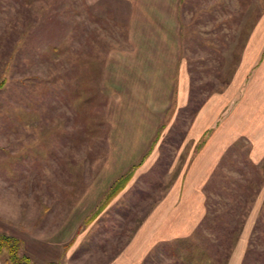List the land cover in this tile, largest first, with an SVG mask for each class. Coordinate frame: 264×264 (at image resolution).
<instances>
[{
    "label": "rangeland",
    "instance_id": "obj_1",
    "mask_svg": "<svg viewBox=\"0 0 264 264\" xmlns=\"http://www.w3.org/2000/svg\"><path fill=\"white\" fill-rule=\"evenodd\" d=\"M263 9L264 0H184L189 104L159 134L157 160L136 168L126 187L108 202L110 189L105 191L113 174L103 173L109 124L101 85L109 51L125 45V10L101 1L0 0V179L6 181L0 197H7L11 208H22L27 224L52 228L62 218L48 213L53 198L60 210L80 206L87 188L90 199L83 203L98 199L92 194H105L99 206L106 207L87 216L71 244L78 263H105L180 173L187 157L180 147L196 108L228 86ZM249 152L250 144L240 140L206 184V207L209 202L212 215L207 225L185 241L157 246L145 264H224L220 254L229 244L221 231L228 220L225 213L237 202L242 209L246 198V222L252 212L256 222L243 264H264V160L254 164ZM83 213L73 216L74 224ZM14 233L32 247L23 232Z\"/></svg>",
    "mask_w": 264,
    "mask_h": 264
},
{
    "label": "crops",
    "instance_id": "obj_2",
    "mask_svg": "<svg viewBox=\"0 0 264 264\" xmlns=\"http://www.w3.org/2000/svg\"><path fill=\"white\" fill-rule=\"evenodd\" d=\"M95 1L115 9L119 7L126 13L125 45L109 51L102 75L109 124L103 173L113 174L107 193L132 168L157 160V138L164 127L175 121L180 110L188 106L191 83L183 57L184 0H87V3ZM172 127L171 124L169 128ZM240 140L250 144V160L256 165L262 163L264 9L247 37L228 86L209 95L194 112L180 147L181 154L187 152L180 173L129 240L103 264H145L157 246L192 236L206 215V184L227 152ZM2 179L0 194L2 184H6ZM89 189L80 195L77 203L91 204L88 210L74 205L57 210L53 198L48 213L60 214L62 218L52 228L47 223L42 226L41 222L27 224L22 208L15 204L11 208L9 199L0 197V235L20 240L22 253L34 264H80L78 256L73 254L72 241L87 216L98 208L99 198L105 195L92 194L98 199L83 203L90 199ZM79 210H84V217L74 224L73 216ZM254 218L252 212L227 264H243ZM20 231L32 247L14 233Z\"/></svg>",
    "mask_w": 264,
    "mask_h": 264
},
{
    "label": "trees",
    "instance_id": "obj_3",
    "mask_svg": "<svg viewBox=\"0 0 264 264\" xmlns=\"http://www.w3.org/2000/svg\"><path fill=\"white\" fill-rule=\"evenodd\" d=\"M200 106L196 108L195 110L196 112L198 111ZM135 168L136 167L132 168L129 172L124 174L121 178H119L113 184V186L110 188L109 192L107 193L105 197L106 201L109 202L111 199H113L118 193H120L126 187L131 177L133 176V172ZM243 203H244V207H246V205H249L250 200L246 198L243 201ZM103 204L104 203H102L98 207V209L96 210V213L99 212L103 206L106 207V205L105 204L103 205ZM207 205H208L207 207L208 212L206 214V217L204 218V220L201 222L198 229L196 230V233L198 232V230H202L204 226L207 225V218L209 216H212L210 213L211 211H209L211 210L210 209L211 205L209 202ZM240 205H242V203H240ZM231 206L232 207L225 213L228 220L226 222V225L223 226L221 230L223 232L222 236L225 237L226 240H228L229 242L228 248L226 247L225 252L220 254V256L222 255L225 256L224 264H227L228 258L231 255V252L234 246L236 245V243L238 242L241 236L246 219L249 215V209L244 212L243 210L244 207L241 209V207L238 206V202L235 205H231ZM103 209L104 207L102 208V210ZM258 231H259V223L255 226L253 236L257 235ZM219 238L221 240V237H218V238L216 237V239L218 240ZM163 246L165 245L161 244L158 247H163ZM252 253H253V248L251 246V248L248 250V255ZM0 261L2 264H34L27 255H24L22 253L20 240H18L15 237L8 236V235H0Z\"/></svg>",
    "mask_w": 264,
    "mask_h": 264
}]
</instances>
